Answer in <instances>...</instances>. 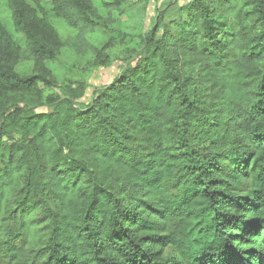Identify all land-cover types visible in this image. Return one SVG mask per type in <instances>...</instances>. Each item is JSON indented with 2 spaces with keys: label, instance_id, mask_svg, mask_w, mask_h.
Segmentation results:
<instances>
[{
  "label": "trees",
  "instance_id": "16d2710c",
  "mask_svg": "<svg viewBox=\"0 0 264 264\" xmlns=\"http://www.w3.org/2000/svg\"><path fill=\"white\" fill-rule=\"evenodd\" d=\"M132 1L0 0V264H264V0H169L88 94Z\"/></svg>",
  "mask_w": 264,
  "mask_h": 264
},
{
  "label": "rangeland",
  "instance_id": "374dc122",
  "mask_svg": "<svg viewBox=\"0 0 264 264\" xmlns=\"http://www.w3.org/2000/svg\"><path fill=\"white\" fill-rule=\"evenodd\" d=\"M150 1L149 5H145V1L136 4L133 1L130 2L127 6V12L123 16L118 17L117 23L110 25L108 28V35L113 41V47L108 52L113 63L111 68L98 69L89 67L84 70L85 63L75 61L69 54L62 57L63 67L68 71L70 77L83 81L89 86L88 94H91L94 88L106 85L113 80L114 76L119 72L122 66L121 61L128 51L139 50L142 35L150 28L157 11L163 8L164 4L169 0ZM3 18L7 29L14 39L19 41L23 47H26L22 35L14 30L8 11L3 12Z\"/></svg>",
  "mask_w": 264,
  "mask_h": 264
}]
</instances>
